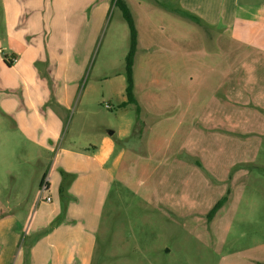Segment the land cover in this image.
I'll return each mask as SVG.
<instances>
[{
    "label": "rangeland",
    "instance_id": "obj_1",
    "mask_svg": "<svg viewBox=\"0 0 264 264\" xmlns=\"http://www.w3.org/2000/svg\"><path fill=\"white\" fill-rule=\"evenodd\" d=\"M124 2L138 30L141 121L135 129L136 106L120 107L117 86L97 84L89 123L105 132L133 127L119 143L127 152L93 264H264V0ZM108 5L83 87L99 75L126 85L130 30L122 10ZM84 104L71 109L61 140L78 131ZM11 144L19 157L0 161V233L23 242L53 153L16 147L6 136L0 152L10 154Z\"/></svg>",
    "mask_w": 264,
    "mask_h": 264
},
{
    "label": "crops",
    "instance_id": "obj_2",
    "mask_svg": "<svg viewBox=\"0 0 264 264\" xmlns=\"http://www.w3.org/2000/svg\"><path fill=\"white\" fill-rule=\"evenodd\" d=\"M22 1L25 8L20 0H3L0 17V145L6 136L16 147L53 153L44 174L53 201L40 202L39 191L23 242L18 234L0 233V264H93L106 201L127 152L119 143L133 127L128 122L119 132H105L89 123L97 84H114L118 104L127 101V81L99 75L83 87L81 80L108 0ZM83 100L78 131L61 140L71 109ZM10 147L0 161L19 157Z\"/></svg>",
    "mask_w": 264,
    "mask_h": 264
},
{
    "label": "trees",
    "instance_id": "obj_3",
    "mask_svg": "<svg viewBox=\"0 0 264 264\" xmlns=\"http://www.w3.org/2000/svg\"><path fill=\"white\" fill-rule=\"evenodd\" d=\"M112 1L115 3V6L119 7L122 10L123 17L125 18L129 26V30H130V48L126 56V81H127L126 97H127V101L122 103L120 107L125 108L128 105L136 106V111L138 114V121L136 125L137 127H135L136 129L139 127V124L141 121L140 120L141 109L138 104L137 98L135 96V82H134V67H135V59H136V53H137V47H138V31H137L136 23L131 13V10L128 7V5L124 2V0H112ZM45 177L46 176H44V178ZM61 191H62V188H61ZM227 200L228 198L224 197L215 204V206L212 208V210L210 211L207 217L209 223L214 219L218 211L224 206Z\"/></svg>",
    "mask_w": 264,
    "mask_h": 264
},
{
    "label": "built area",
    "instance_id": "obj_4",
    "mask_svg": "<svg viewBox=\"0 0 264 264\" xmlns=\"http://www.w3.org/2000/svg\"><path fill=\"white\" fill-rule=\"evenodd\" d=\"M11 60L12 63H17L18 62V58L17 57H10L9 58ZM105 108L106 109H109L111 110L112 109V106L110 104H107L105 105ZM50 185H49V179L48 177H45L43 179V181H41V186H40V198H39V201L40 202H43V203H46V204H51L53 199L52 197L49 195V189Z\"/></svg>",
    "mask_w": 264,
    "mask_h": 264
},
{
    "label": "water",
    "instance_id": "obj_5",
    "mask_svg": "<svg viewBox=\"0 0 264 264\" xmlns=\"http://www.w3.org/2000/svg\"><path fill=\"white\" fill-rule=\"evenodd\" d=\"M113 132H110V134H112Z\"/></svg>",
    "mask_w": 264,
    "mask_h": 264
}]
</instances>
